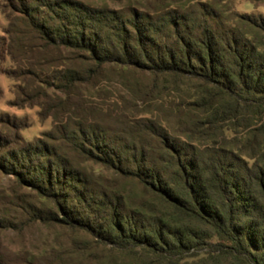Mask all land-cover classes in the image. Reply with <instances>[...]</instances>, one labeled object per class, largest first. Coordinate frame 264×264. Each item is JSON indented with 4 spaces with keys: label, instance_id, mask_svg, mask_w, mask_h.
Segmentation results:
<instances>
[{
    "label": "trees",
    "instance_id": "16d2710c",
    "mask_svg": "<svg viewBox=\"0 0 264 264\" xmlns=\"http://www.w3.org/2000/svg\"><path fill=\"white\" fill-rule=\"evenodd\" d=\"M7 1L5 33L19 30L0 47L30 54L16 74L53 127L25 142L0 115V171L16 182L0 190V233L76 235L19 264H264V16L227 0ZM0 264H16L1 239Z\"/></svg>",
    "mask_w": 264,
    "mask_h": 264
},
{
    "label": "rangeland",
    "instance_id": "374dc122",
    "mask_svg": "<svg viewBox=\"0 0 264 264\" xmlns=\"http://www.w3.org/2000/svg\"><path fill=\"white\" fill-rule=\"evenodd\" d=\"M16 1V0H15ZM88 5L94 7H108L111 9H124L127 6H135L141 10H146L150 7V4L145 0H79ZM7 3V5H6ZM230 10L238 12L240 14H248L251 16H264V0H227ZM0 4H5L6 13L0 9V38H16V21L12 27L13 33L10 35L5 33L6 28L9 27V21H13L16 18V8L12 3L7 0H0ZM18 5V3H17ZM12 6V7H11ZM14 8V9H13ZM17 38H28L23 41V44H32L33 41L30 38H35L30 32L23 33ZM14 60L8 53L6 45L0 47V115H8L11 118H16L21 121V128L19 129V135L25 142H31L37 137L52 129L53 120L51 117L41 119L39 112L41 108L37 105H31L29 95L32 97L38 94V85H34L31 80L26 77L18 76L16 74V58L20 60L28 61L30 54L24 49L18 48L16 50V43L13 46ZM35 57V56H34ZM28 58V59H27ZM22 60V62H24ZM18 63V61H17ZM13 71L11 75L9 72ZM102 87L109 92L111 97L116 98L117 92L124 90V86L116 79L111 82H106ZM23 91H21V89ZM92 90H87L86 94L90 98H96V93ZM48 93L52 96L56 94L62 96L61 93L55 92L53 89L48 88ZM28 94V95H26ZM41 94V93H40ZM18 99L17 104H14V100ZM3 125L0 124V129ZM88 164V163H83ZM100 169H96V173H99ZM15 175L11 173L0 171V190L8 192L15 187ZM17 188V185H16ZM20 192H30L26 189H21ZM16 216H18L16 214ZM21 218L16 217L17 222H21ZM20 220V221H19ZM80 234H77L79 236ZM76 236L75 233L58 227H48L40 222L27 224L22 229H7L0 233V239L3 246L16 255V264H19V255L25 253L31 255H41L51 250L52 248H62L70 245L71 237ZM83 237V235H80ZM87 264H95L90 262Z\"/></svg>",
    "mask_w": 264,
    "mask_h": 264
}]
</instances>
